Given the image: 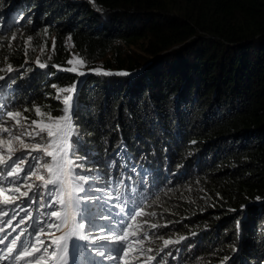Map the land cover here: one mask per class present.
Returning <instances> with one entry per match:
<instances>
[{
    "label": "trees",
    "instance_id": "obj_1",
    "mask_svg": "<svg viewBox=\"0 0 264 264\" xmlns=\"http://www.w3.org/2000/svg\"><path fill=\"white\" fill-rule=\"evenodd\" d=\"M69 37L84 75L65 70ZM0 75V105L25 116H56L75 84L78 159L117 205L144 206L128 226L152 264H264V0H0Z\"/></svg>",
    "mask_w": 264,
    "mask_h": 264
},
{
    "label": "snow or ice",
    "instance_id": "obj_2",
    "mask_svg": "<svg viewBox=\"0 0 264 264\" xmlns=\"http://www.w3.org/2000/svg\"><path fill=\"white\" fill-rule=\"evenodd\" d=\"M15 38V36L12 37L13 40ZM68 39L70 40L71 37ZM67 63L73 64V60H69ZM77 63L82 65L83 61L79 60ZM37 64L40 68L47 67V65L39 63V61H37ZM12 70V65L9 64L8 71L11 73ZM65 70L84 75L76 67ZM95 71L99 72L100 70L96 69ZM121 74L127 75V73ZM0 81H5L3 75H0ZM11 82H14V77L9 76L5 86ZM52 87L55 88L56 85L53 84ZM74 91L75 84L71 87L59 88L57 90L56 99L62 101V107L56 110L58 114L55 117H48V120L51 121L50 123L33 120L32 125L25 127L24 131L18 135L9 133L8 127L0 129L3 133L9 135L7 140L0 139V147L5 148L8 154V159L5 160L3 152H0V165L7 168L6 173L0 171V177H4L5 179L12 177L13 179L9 183L16 185L14 188L7 189L8 194H5L6 187L3 186V181H0L2 203L9 205L15 203L21 197L27 198L28 204L36 200L35 195L29 196V192L21 191V187L30 176L37 175L36 169L41 166V156L46 154L47 157L51 158L52 162L44 163L42 167L47 169L50 178L44 180V177L40 176L39 179L44 181V185H52L49 192L57 197L47 206L53 209H62V212L60 210H53L47 213L49 220L40 222L39 227H34V230L30 233L33 237L32 240L25 243L21 240L20 236L11 240L10 243L13 246H16L17 242L20 241V246L7 248L8 253H14V255L7 257L10 259L11 264H15V261H19L25 257H27L25 264H41L47 257L52 258V264H82V260L84 264H95V262L87 261L86 257L82 256V254L100 257L104 261L111 262V264H115L116 261H123V264H127V261L123 260V258L129 255V245L124 243L122 249L109 251L107 244L125 242L127 240L128 233L124 232V229L128 227V221L132 217L140 215L137 207L142 208L144 206L137 205L136 207L126 206L119 208L115 203L111 202V198L106 191L107 184L101 187L96 185L95 181L92 180V169L88 165L87 158L83 160L78 159L77 149L73 145V138H78L80 135L77 130L78 124L74 123L73 118L75 105L72 94ZM59 93H68V95L61 97ZM0 109H7L4 115L10 117L16 124H19L17 117L21 115L20 111L11 110L7 108L6 104L0 105ZM35 112L39 115L41 108L36 107ZM25 135L32 142L25 143L21 139V136ZM37 137H40L38 141ZM13 140L18 141L20 148L23 150L20 155H16L17 149L13 148ZM33 153H37L38 155H33ZM70 153L71 158H69ZM29 157H31L33 162L29 163L26 169L21 168V164L27 162ZM54 168L55 171H53ZM70 168L79 169V172H75L74 174L79 181L87 184V188L83 186L75 188L74 191L77 193L75 198L69 195L68 199L65 200L60 197L57 190L61 188L68 178ZM133 171H135L134 166ZM20 173H23V175H20ZM86 176L88 177L87 180ZM61 177L65 179L62 180ZM128 179L131 181L132 177L129 176ZM128 190L131 191V188L129 187ZM79 193H83V195H79ZM25 214L29 215L27 212ZM155 215L153 212L152 216ZM52 218L56 219L53 220ZM9 220H11V217H9ZM102 221H108V224L102 223ZM20 222H23V217ZM109 224L118 225L121 229V234L109 236L108 233L113 231V228L109 227ZM61 225L68 227L69 231L65 235L56 237L52 229L59 231ZM238 225L239 222H237ZM46 232V236L40 235ZM5 239L6 237H0V243H3ZM181 239H184V237H181ZM163 243L167 246L173 242L166 239Z\"/></svg>",
    "mask_w": 264,
    "mask_h": 264
},
{
    "label": "rangeland",
    "instance_id": "obj_3",
    "mask_svg": "<svg viewBox=\"0 0 264 264\" xmlns=\"http://www.w3.org/2000/svg\"><path fill=\"white\" fill-rule=\"evenodd\" d=\"M19 45L23 43L24 49L29 51L30 54L36 55L38 58L47 59L50 55V53L53 51V39L50 41L48 39H45L43 42V45L41 46H34L31 47L30 42H24L21 38H19V41L17 42ZM66 45L71 51V58L70 60H73V64H71L72 67H76L79 72H82L85 68L84 64H79L77 61L81 60L73 51V47L71 45V42L69 39L66 41ZM145 45L140 42L137 45H124L122 47V55L124 57L131 58L132 60L141 59L145 55ZM78 73V72H77ZM0 88H2V84H0ZM56 89V87H55ZM1 105H4L1 103ZM7 109H2L0 119L2 120L4 115V112ZM21 112V111H20ZM52 116L55 117V115L48 113L46 110L41 109V113L38 115L36 112L31 113L30 115H23L21 112V115L17 117V120L19 121V124H16L10 117L9 124L5 126H0V129L3 127L9 128V133L12 135H18L20 132L24 131L25 127L31 126L33 120H37L40 122L50 123L51 121L48 120V117ZM35 127V126H32ZM19 130V131H18ZM38 130V128H36ZM9 138V135L6 133H3L0 131V139L7 140ZM21 139L24 140L25 143L32 142L29 137L21 136ZM37 141L40 139V137L36 138ZM13 148L17 149L16 155H20L23 151L20 148L19 142L16 140L12 141ZM46 146V145H45ZM0 152H3L4 159H8V154L5 148L0 147ZM33 155H38L37 153H33ZM43 158L47 160H51V158L47 157L46 154L41 156L40 163L45 162L47 160H43ZM71 158V155L70 157ZM31 157H29V160L23 164H21V168H27L29 163H32ZM52 162V161H51ZM0 171L7 172L6 166L0 165ZM55 171V168L53 169ZM37 175L30 176L27 182L21 187V191H28L29 196L35 195L36 200L33 201L31 204H28V199L21 197L19 200H16L15 203L4 205L2 203V197H0V232L3 231V234L0 237H6L3 243H0V264H11V261L9 258L14 253H8L7 248L8 247H18L20 246V241L17 242L16 246L11 245V240L14 239L17 236H20L21 240L25 243L32 240L33 237L30 235V233L34 230L33 222L34 219H36L39 222L42 221H48L49 217L47 216V213L53 210H60L62 212V209H53L49 208L47 205L52 203L54 199H56V195L50 194L49 189L52 187V185H44V181L40 180L39 177L43 176L44 180H48L50 178V175L46 168L44 167H38L36 169ZM75 168H70L68 173V178L65 180V183L61 186L60 189L57 190V193L60 195L61 198L67 200L69 195H71L73 198L77 195V193L74 191L75 188L82 186V182L79 181V179L76 178V175L74 174ZM43 173L42 175H40ZM20 175H23V173H20ZM4 177H0V181H3V186L6 187V193L7 189L16 187L15 184L7 185L4 182ZM62 180H64V177H61ZM111 188V187H110ZM111 189H106L108 192L111 202L115 203L117 205L118 199H114L115 197L112 196L110 193ZM79 195H83V193H79ZM119 208H124L126 206H119ZM28 213L29 215H26L25 213ZM9 217H11V220H9ZM23 217V222L21 221V218ZM55 220L56 218H52ZM106 222V221H102ZM111 228H113L112 232H109V236L113 235H120L121 229L118 225L111 224ZM40 225H37L35 227H39ZM110 227V226H109ZM87 228V225H86ZM52 231L55 233L56 237H59L61 235H65L69 228L61 225V228L59 231H56L55 229H52ZM115 232V234H113ZM124 232L128 233V238L125 241L129 245L128 251L129 255L127 257H124L123 260L127 261V264H152L154 263L155 259L154 252L156 250L155 247H153L152 243H147L148 238L145 234L140 235L138 232H134L131 230V228L128 226L124 229ZM40 235L46 236V233H41ZM117 243H111L107 244V248L109 251L113 250H119L124 247V244H118ZM122 243V242H121ZM124 243V242H123ZM82 256L86 257V260L89 262H95V264H111V262L104 261L100 257L96 256H87L86 254H82ZM27 257L15 261V264H25V260ZM41 264H52V258L47 257L45 258L44 262H41ZM82 264H84V261L82 260ZM115 264H123V261H116Z\"/></svg>",
    "mask_w": 264,
    "mask_h": 264
}]
</instances>
